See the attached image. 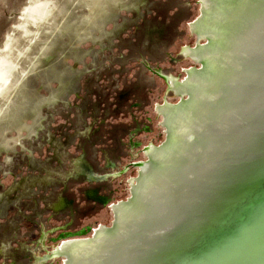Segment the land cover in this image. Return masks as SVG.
<instances>
[{"label":"water","instance_id":"1","mask_svg":"<svg viewBox=\"0 0 264 264\" xmlns=\"http://www.w3.org/2000/svg\"><path fill=\"white\" fill-rule=\"evenodd\" d=\"M0 264H264V0H26Z\"/></svg>","mask_w":264,"mask_h":264},{"label":"rangeland","instance_id":"2","mask_svg":"<svg viewBox=\"0 0 264 264\" xmlns=\"http://www.w3.org/2000/svg\"><path fill=\"white\" fill-rule=\"evenodd\" d=\"M26 0H0V40Z\"/></svg>","mask_w":264,"mask_h":264}]
</instances>
